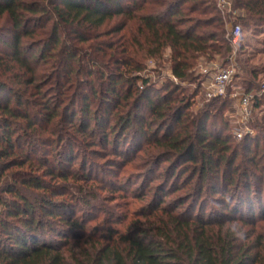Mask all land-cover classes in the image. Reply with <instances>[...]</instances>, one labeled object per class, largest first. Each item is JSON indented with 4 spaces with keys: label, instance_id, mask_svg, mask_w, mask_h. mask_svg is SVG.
<instances>
[{
    "label": "trees",
    "instance_id": "1",
    "mask_svg": "<svg viewBox=\"0 0 264 264\" xmlns=\"http://www.w3.org/2000/svg\"><path fill=\"white\" fill-rule=\"evenodd\" d=\"M123 1L0 0V16L5 15L11 25L8 42L3 41L2 45L10 50L6 53L7 58L27 74L25 83L28 85L36 87V68L40 61L45 70L52 68L57 75L59 72L66 74V82L61 83L56 77L51 82L58 85V89L65 86L64 97L70 99L73 96V101L61 111H57L59 105L54 107L49 103L44 108L48 112L47 120L64 115L71 126L75 125L73 120L77 113L73 111V104L81 94V82L84 77L93 75L92 69L96 68L99 76L105 79L104 89L101 88L108 95L105 101L115 100V107H120L121 112L116 113L114 119L119 131L110 134L114 137L112 144L117 151L125 138L124 132L134 126L133 115L139 116L136 113L139 105L147 107L150 120L160 126L157 131L149 130L145 134H149V141L162 149L149 162L156 166L167 162L158 175L164 178V185L156 187L152 203L137 210L121 230L112 226L101 229L86 227L79 216L70 213L69 197L72 194L66 189V182L72 179L86 181L78 190L85 194H74L78 202L92 205L91 200L97 197L92 185L87 184L95 180L84 171L87 159L81 162L79 172L69 170V165L79 156L73 153L70 141L65 142L59 159L43 160L48 166L42 175L18 173L17 177L8 181L11 167H22L27 162L33 170H38L43 163L41 159L36 160L38 167H34L28 160L31 148L27 146L23 149L26 144L29 145L25 138L27 135L13 137L15 130L11 120L21 119L28 127L37 128L40 115L34 116L19 94L12 93L0 83V93L7 92L4 96L0 94V180L3 178L0 185V264H264V233L254 231L264 222V188L261 183L264 181V166L259 164L260 153L257 151L260 146L264 149V135L244 138L238 141L237 147H232L227 123L224 122L221 129L227 132L225 135L214 132L215 127H209L215 116L214 110L218 112L217 102L213 104L214 98L199 112L188 113L191 98L198 87L193 93L183 95L180 85L166 83L157 88L149 85L147 78L130 74L143 69L136 57L157 56L165 47L173 53V75L183 81H199L201 77L191 70L193 59L211 57L212 53H216L223 61L228 60L232 52L231 42L225 37L215 1L129 0L136 9L147 4L138 15L128 13L129 6ZM183 4H187L185 10L180 9ZM156 6H163V9L158 10ZM232 7L245 12V16L237 17L244 25L264 26V0H232ZM122 13L137 21L135 34L122 42L89 43L85 52L78 49V45L59 43L58 30L62 24L72 27L78 40L85 42L87 35L84 30L97 29L113 15ZM41 21L43 23L39 24ZM49 21L52 22L49 43H43L39 50L27 55L21 38L35 34L29 25L39 24L43 33ZM208 27L211 29H206ZM79 44L84 47V43ZM110 64L115 68L105 71L111 67ZM243 71L247 72L248 68L244 67ZM139 80L142 81V89L137 85ZM69 89L72 91L70 95L67 93ZM257 90L251 83L244 87L248 93ZM12 97L15 100L13 103L10 102ZM83 101L84 107L79 113L76 128L93 139L99 133L89 128V124L96 116L85 105L86 96ZM212 106L213 111L210 109ZM260 106L261 100H255V109ZM150 120H146L145 124ZM110 135H100L104 147L109 145L110 139L107 138ZM58 139L61 141L64 138ZM127 140L128 137L121 142L122 146H126L122 152L125 154L134 145ZM240 148L243 153H240ZM238 154L258 168V172L243 165V168L234 165ZM18 157L26 162L19 161ZM183 174L185 177L180 184ZM46 177L60 180L62 184L47 182ZM253 179L260 180L259 184H254ZM168 183L173 185L172 190L191 187L184 196L165 205L159 193ZM205 191V200L210 198L221 207L216 205L206 212L205 206L198 204ZM253 193L255 202L250 197ZM187 200H190L189 203ZM256 206L258 219H255ZM244 207L247 214L243 213ZM244 228H249V234ZM252 233H255L254 237H251Z\"/></svg>",
    "mask_w": 264,
    "mask_h": 264
},
{
    "label": "rangeland",
    "instance_id": "2",
    "mask_svg": "<svg viewBox=\"0 0 264 264\" xmlns=\"http://www.w3.org/2000/svg\"><path fill=\"white\" fill-rule=\"evenodd\" d=\"M212 1H215L214 4L216 3V0ZM122 3H127L129 6L127 12H132V15L142 13L147 5L144 4L141 8L136 9L132 6V2L129 0H124ZM156 8L161 10L163 9V6H156ZM186 8L187 4H183L180 7L181 10H185ZM218 10L223 22L225 37H227L226 35L228 30L235 24L240 26L241 34L236 43H230L232 52L230 53L228 60L223 61L220 54L216 53H212L211 57L205 56L193 59L191 70L195 75H201L199 78L200 84L197 80L183 81L173 75L171 70V57L173 53L169 47L163 48L161 53L154 57H147L143 59L136 57L139 61H141L143 69L139 72H132L130 74L140 75L142 78H147L148 84L157 88L163 87V84L166 83L180 85V90L183 95L193 93L198 87L196 94L191 98L192 103L187 110L188 113L195 114L196 112H199L202 108H204L206 103L212 101L214 98L215 102L213 104L217 102L215 105L218 112L214 110L215 116L212 117V120L210 121L211 125L209 124V127L212 128L213 126L216 128L214 129V132H222V135H225L227 132L222 131L221 129L224 128V122L227 123L228 135L231 137V146L237 147L238 141L244 138L253 139L259 135H264V129L261 128L262 125L264 126V118H262L264 115V109L260 107L256 108L252 112L251 118L247 123V127L252 131V133H246L241 138L235 137L233 135V126L238 120V115L236 113L233 100L229 98L228 94L208 99L201 85V82L204 79L203 70H211L215 67H225L227 65H231L235 74L232 82L235 88L244 90V87L251 83L252 86L259 89L260 84L264 81V26L254 27L251 24L244 25L240 19H237L238 16H245V12H243V10L238 12V16L229 14L225 10L221 11L219 8ZM41 23L43 22L41 21L39 24ZM136 23V19L129 17L127 13L113 15L110 19L106 20L101 27L94 30H84L85 35H87V40H85V42H80L78 40L72 31V27L62 24L59 26L58 30L60 38L59 43H72L75 46L78 45V49H83V52H85L88 49L87 45L89 43L112 44L116 43L117 40L122 42L124 38L129 36L132 37L135 34ZM39 24H30L29 29L35 30V34L33 33L32 35L30 34L21 38V43L24 47L23 50L27 55L39 50L43 43H49L50 41L49 35L51 33L52 22L49 21L46 23L43 33V28L38 27ZM10 29V22L7 20L5 15H1L0 55H2V58L0 59V83L6 85L12 93L19 94L22 98V102H24L25 106L33 112L34 116L40 115L37 121L39 125L37 128L28 127L26 122L21 119H12L13 130H15L13 137H16L17 134L26 133L27 137L25 136V138L29 141V145L26 144L23 149H27V146L31 148L28 160L34 165V167H38L36 160L39 159H41V161L44 159H49V161H53L55 158L59 159L62 150L65 147V142L70 141L72 143L73 153L75 156L78 154L79 156L76 160H74L72 165H69V170H78L79 172L81 162L87 159V168L84 171L89 173L90 176L95 179L92 183L87 182V184L92 185V190L97 196L95 199L91 200L92 205H85L83 202H78L76 198L74 199V194H85L84 191L80 193L78 190L85 185L84 183H86V181L81 182L79 180L76 181L72 179L69 182H66L64 185L68 191H71L72 194L71 197H69L71 208L69 207L68 209H71L70 213L74 216H79L86 224V227L101 229L106 226H112L122 230L124 225L128 223L131 218H133V214L137 210L152 203L154 200V194L157 191L156 187H159L161 184L164 185L162 183L164 178L158 177V175L165 169L167 162H160L158 166L150 164V158L155 159L162 149L156 147L153 142L149 141V134H145L149 130L157 131L160 126L158 125L159 123L155 124L154 121H151L147 107L139 105V108L136 111L139 116L137 117L135 114L133 115L134 126L124 132L125 138L123 137L124 139L121 141L124 142V140L128 137L127 143H133L134 145L131 147V151L128 154H125L122 152L126 150V146H122L123 144L120 142L117 151L115 149L116 147L112 144L114 137L110 134L114 131L115 133L119 131V127L114 123V119L115 114L121 112L120 107H115V100L110 102L105 101V99H108L106 98L108 95L104 94L103 91V80L105 79L99 76L98 72H96V68L92 69L93 75L89 78L84 77L81 82V94L76 98L75 103L73 104V111H76L77 113L73 120V124L75 125L71 126L70 122L65 119L64 115L55 116L51 118V120H47L46 117L48 116V112H45L46 109L44 108L46 103H49V106L54 104V107L59 105L57 111H61L63 107L69 105L73 101V96H70V99L64 97V93L66 92H64L65 86L58 89L59 86L51 82L54 77H56V79H60L61 83L66 82V74L64 72H59L57 75L52 68L45 70V66L42 64L43 62L40 61L37 63L38 66L36 68V72L38 73V76L36 77L37 80H35L36 87L26 84L25 79L27 74H24V70L20 69L17 64L7 58L6 53H9L10 50L2 45V43H5L3 41L8 42L9 35H11ZM206 29L211 28L208 27ZM79 43H84V47H82V44ZM33 63L34 62H32L31 66L34 65ZM113 67L114 66L111 65V67L105 71H112V69L115 68ZM244 67L248 68L247 72L243 71ZM64 85H67V83ZM137 85L140 89L143 88L142 81H137ZM230 90L231 87L228 86L227 93ZM71 92L72 91L69 89V92L67 93L70 95ZM6 93L7 92L4 91L0 94L1 96H4ZM85 96L87 101L85 102V105H87L91 112L96 116V118L90 121L89 124V128H93L97 133H99V136H94L93 139L88 138L83 132H80L79 129L76 128V125H79L78 116L82 107H84L83 97ZM1 99H3V97ZM10 102H15L13 97ZM23 107L24 106H22V108ZM213 107L214 106L210 109L212 110ZM146 120H150V122L148 121V123L145 124ZM161 132H163V130H161ZM104 133L110 135L109 138H107V140L110 139V143L105 147L100 141V135ZM59 137H63L64 139L60 141V139H58ZM90 143H94V145L91 146ZM261 143H263V140L262 142L260 141V145ZM16 145L18 146V143ZM17 146H15V150L17 149ZM19 147L21 148V144ZM129 147L130 146L128 145V148ZM262 147L263 146H260L257 150L260 153L258 161L260 165L264 166V149H262ZM239 151L240 153H243L241 148ZM257 157H259V155H257ZM18 159L19 161L26 162V160L22 157H18ZM65 161L66 160H64V163ZM44 162L45 161H43L42 165L39 166L40 169L38 170H33L34 168H32L31 164L27 162L22 167H11L8 170L10 175L7 180L9 181L14 177H17L15 175L18 173L26 176H29L28 174L31 175V173L32 175H34V173L42 175L44 173L43 171H45L48 166V164ZM234 163V165H243V167H249L250 170L254 171L255 169L258 172V168H255L252 164L244 161V157L241 154L237 155ZM243 167L241 166V168ZM152 169L155 170L153 171ZM185 174L182 175L180 184L183 182ZM45 179L47 182L50 181L56 185L62 184V182H59L60 180L57 179L50 180L49 177H46ZM2 180L3 178L0 180V185ZM259 181L258 179H253L254 184H259ZM193 183L194 181L191 182V184ZM261 183L264 188V181ZM161 187L164 188V186ZM190 187L191 185L189 187L186 186L181 189L172 190L173 185L168 183V185L159 193V195L162 196V203L165 205L167 203H173L174 200L184 196L185 191H187ZM25 193L30 194L28 191H25ZM206 193L207 191L201 194L202 196L199 200L200 203H198L205 206L206 212H209L210 209L216 205L217 207H221L220 205L215 204V202H213L210 198L205 200L207 199ZM250 197L252 198L251 200L255 202L254 193L251 194ZM189 201L190 200H187V203H189ZM205 202L208 203L203 204ZM245 208L246 207H244L245 212L243 213L247 214ZM254 210L255 219H258V207L256 206ZM260 225L261 226H257L254 231L264 233V222L260 223ZM244 231L249 234L250 230L249 228H244ZM254 234L255 233H252L251 237H254Z\"/></svg>",
    "mask_w": 264,
    "mask_h": 264
},
{
    "label": "built area",
    "instance_id": "3",
    "mask_svg": "<svg viewBox=\"0 0 264 264\" xmlns=\"http://www.w3.org/2000/svg\"><path fill=\"white\" fill-rule=\"evenodd\" d=\"M216 4L221 11L225 10L234 16H238V12L242 11V9L232 7V0H216ZM240 34L241 28L235 24L228 30L226 36L231 43H236ZM234 75V69L231 65L203 70L204 79L201 85L208 99L228 94L229 98L233 100L238 115V120L233 126V135L241 138L246 133H252L247 127V123L251 118L252 112L255 110V100H261L260 107L264 109V81L255 93H248L233 86ZM228 86L231 87V90L227 93Z\"/></svg>",
    "mask_w": 264,
    "mask_h": 264
}]
</instances>
